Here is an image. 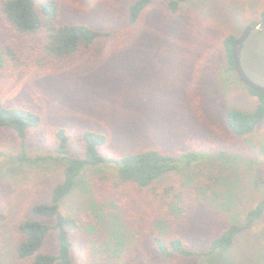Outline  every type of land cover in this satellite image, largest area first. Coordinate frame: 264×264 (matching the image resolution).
Instances as JSON below:
<instances>
[{
  "label": "rangeland",
  "instance_id": "1",
  "mask_svg": "<svg viewBox=\"0 0 264 264\" xmlns=\"http://www.w3.org/2000/svg\"><path fill=\"white\" fill-rule=\"evenodd\" d=\"M44 1L35 0L39 13ZM54 1L59 24L82 23L104 33L74 54L32 70L12 68L0 53V102L40 117L24 148L13 131L0 128V213L6 215L0 223V264H21L11 252L9 223L28 218L30 205L47 202L61 180V167L52 160L59 128L69 135L72 157L82 156L85 130L106 137L101 152L108 157L143 149L197 155L158 182L178 195L157 208L166 215L157 228L166 237L182 238L193 255L165 257L153 246L152 194L131 184L110 190L100 180L96 190L98 174L85 171L61 208L79 222L88 213L95 220L93 227L81 222L71 234L76 263L120 264L127 257L140 264H263L264 213L226 251H207L214 237L243 223L264 199V185L256 183L264 178V119L249 136L233 134L226 122L228 110L264 109V97L228 67L221 44L226 34L238 37L261 20L264 0H176L175 11L169 5L175 0H152L133 24L128 12L136 0ZM2 31L0 43L9 41ZM241 64L248 78L264 86V30L248 36ZM102 169L114 171L113 163ZM55 248L50 233L44 250Z\"/></svg>",
  "mask_w": 264,
  "mask_h": 264
},
{
  "label": "trees",
  "instance_id": "2",
  "mask_svg": "<svg viewBox=\"0 0 264 264\" xmlns=\"http://www.w3.org/2000/svg\"><path fill=\"white\" fill-rule=\"evenodd\" d=\"M152 0H136L129 7L128 23L137 21L142 10ZM177 1L169 5L176 10ZM35 0H1L0 1V27L10 36L9 41L0 43V53L8 57L12 68L37 69L49 65L50 60L62 59L74 54L80 47L88 46L104 32L91 26L75 24H59V6L54 0H46L41 4V13L36 8ZM264 18V12L262 18ZM2 31V32H3ZM4 33V32H3ZM32 38V41L22 42V39ZM237 37L226 34L221 41L227 59L228 67L234 68L231 49ZM252 93L264 97L263 94L248 88ZM264 119L262 105L253 112L228 110L226 122L231 132L237 136H249L254 133L259 123ZM40 117L36 113L21 107L4 106L0 102V128L10 129L19 139L24 148L30 129L39 127ZM58 146L56 155L52 160L61 167V180L57 182L50 193L47 202H39L28 208L29 217L9 223V232L12 236L11 252L17 263L21 264H78L72 257V232L80 223L94 226L92 215L88 213L87 221L64 214L61 210L64 198L70 195L79 178L85 171L98 174L92 185L96 190L101 187L97 181H107L110 190L131 184L137 189L152 194L148 199L154 207L150 240L157 251L165 257L173 254L188 257L194 254L187 243L180 237H166L157 228L158 221L166 215L159 213L160 206L167 205L166 199L177 196L173 187L159 185L158 182L169 175L177 173L181 165H189L195 161L194 152L174 156L163 153L157 149H143L141 151L125 154L119 158L103 155L102 147L106 137L102 133L85 130L82 133L83 153L81 157L69 155V135L65 128L55 132ZM0 153V157H1ZM195 158V159H194ZM185 162V163H184ZM107 163H113L114 171L102 169ZM105 168V167H104ZM101 170L100 172H98ZM264 185V178L256 181ZM176 193V195H175ZM158 199L156 204L154 199ZM167 199V200H168ZM159 213V214H158ZM264 213V199L255 208L250 210L243 223L231 224L209 243L207 252L226 251L232 244L234 236L248 228ZM6 215L0 213V223L4 222ZM50 220V221H48ZM97 220V219H96ZM102 225L101 223H98ZM50 233L55 234L56 248L46 252L44 244ZM115 249V248H114ZM113 249V250H114ZM120 264H140L130 258L124 257ZM83 264V263H79ZM264 264V253H263Z\"/></svg>",
  "mask_w": 264,
  "mask_h": 264
},
{
  "label": "water",
  "instance_id": "3",
  "mask_svg": "<svg viewBox=\"0 0 264 264\" xmlns=\"http://www.w3.org/2000/svg\"><path fill=\"white\" fill-rule=\"evenodd\" d=\"M256 30H264V18L257 23L245 27L242 33L235 39L231 49V55H232L234 70L237 76L239 77V79L241 80V82L248 88H251L264 95V86L258 85L255 82H253L250 78H248L241 64V50L243 44L248 38V36Z\"/></svg>",
  "mask_w": 264,
  "mask_h": 264
}]
</instances>
